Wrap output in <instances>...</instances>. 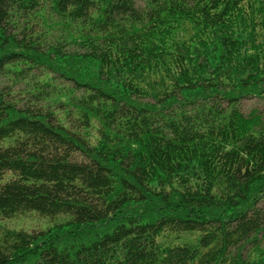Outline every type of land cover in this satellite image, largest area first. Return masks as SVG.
Masks as SVG:
<instances>
[{
  "label": "trees",
  "instance_id": "obj_1",
  "mask_svg": "<svg viewBox=\"0 0 264 264\" xmlns=\"http://www.w3.org/2000/svg\"><path fill=\"white\" fill-rule=\"evenodd\" d=\"M249 97L264 0H0V264H264Z\"/></svg>",
  "mask_w": 264,
  "mask_h": 264
},
{
  "label": "rangeland",
  "instance_id": "obj_2",
  "mask_svg": "<svg viewBox=\"0 0 264 264\" xmlns=\"http://www.w3.org/2000/svg\"><path fill=\"white\" fill-rule=\"evenodd\" d=\"M240 108L244 113L249 112L252 108H258L262 110L264 108V98L263 99L258 97L244 98L240 101ZM35 214L36 213L34 211H31L15 218L13 217V218L0 219V224L15 229L39 230V229H45L46 227L50 226L53 223L46 219L39 218ZM197 238H198L197 231H186V232L161 231L158 233L156 239L160 247H166V246L183 244V243H195Z\"/></svg>",
  "mask_w": 264,
  "mask_h": 264
}]
</instances>
